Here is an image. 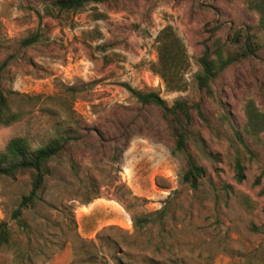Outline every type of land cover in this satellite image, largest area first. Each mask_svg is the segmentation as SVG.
Wrapping results in <instances>:
<instances>
[{
  "label": "rangeland",
  "instance_id": "374dc122",
  "mask_svg": "<svg viewBox=\"0 0 264 264\" xmlns=\"http://www.w3.org/2000/svg\"><path fill=\"white\" fill-rule=\"evenodd\" d=\"M54 1L0 0V83L25 112L0 126V152L16 137L33 148L57 131L73 139L49 164L40 202L23 212L28 228L12 213L29 177L0 178V222L12 231L0 264H264V132L248 134L245 114L250 101L264 113V31L247 0H111L64 13ZM168 26L188 55L179 92L154 70ZM245 29L263 45L260 59L231 65L207 94L197 81L204 44L213 50V35L230 48ZM124 85L169 107L201 105L209 125L193 110L188 143L205 169L196 190L182 184L185 159L161 111ZM150 215L138 231L133 219Z\"/></svg>",
  "mask_w": 264,
  "mask_h": 264
},
{
  "label": "trees",
  "instance_id": "16d2710c",
  "mask_svg": "<svg viewBox=\"0 0 264 264\" xmlns=\"http://www.w3.org/2000/svg\"><path fill=\"white\" fill-rule=\"evenodd\" d=\"M111 0H57L52 3L59 13L76 12L89 4H105ZM249 10L256 12L259 16V28L264 31V0H247ZM221 25L211 29L214 34ZM214 49L211 50L204 44L202 56L199 63L202 73L197 76L198 86L207 94L212 95L213 83L220 74L235 63L246 60L260 59V51L263 45L259 42L256 34L245 29L234 34L232 46L222 43L220 39H213ZM37 42V37L27 39L24 46H30ZM158 60L154 67L155 72L163 80L170 92L183 91L186 88L184 74L189 67L186 48L174 29L170 26L161 31L156 39ZM125 88L142 106L157 107L164 121L167 123L170 135L175 143V151L184 156L186 169L183 174L182 184L196 190L200 180L205 176V169L200 166L190 153L188 143L190 129L193 121V110L198 118L209 125L200 104L190 106L184 101L176 100L169 107L157 93H143L124 85ZM247 117L246 132L251 135H259L264 132V113L260 112L255 104L250 101L246 105ZM25 112L21 109L14 110L12 100L3 90L0 83V126L9 127L19 122ZM72 137L66 132L57 131L55 137L44 145L33 148L27 137H16L11 139L5 149L0 152V178L15 179L18 176H28L30 180V192L24 196L15 211L12 219L18 221L22 228H28L27 222L22 218L23 212L31 210L40 202V194L44 189L45 177L49 171V164L57 158L70 144ZM242 142V141H241ZM244 144V142H242ZM235 180L242 183L245 180V167L241 160L235 162ZM259 182V180H258ZM159 220H163L165 212L159 211L155 214ZM154 215L146 217H135L134 227L144 230L154 222ZM12 242V231L7 222H0V251L8 248Z\"/></svg>",
  "mask_w": 264,
  "mask_h": 264
}]
</instances>
